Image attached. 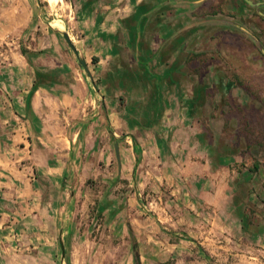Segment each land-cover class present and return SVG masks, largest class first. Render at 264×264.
<instances>
[{
	"label": "rangeland",
	"instance_id": "obj_1",
	"mask_svg": "<svg viewBox=\"0 0 264 264\" xmlns=\"http://www.w3.org/2000/svg\"><path fill=\"white\" fill-rule=\"evenodd\" d=\"M32 76L72 87L38 99L48 147L11 103ZM0 264H264V0H0Z\"/></svg>",
	"mask_w": 264,
	"mask_h": 264
},
{
	"label": "crops",
	"instance_id": "obj_2",
	"mask_svg": "<svg viewBox=\"0 0 264 264\" xmlns=\"http://www.w3.org/2000/svg\"><path fill=\"white\" fill-rule=\"evenodd\" d=\"M24 60L27 62V60L25 58H24ZM34 81H35V78L33 76L31 78H29V80H27L25 82V88H23V90H22V96L21 97L17 96V98L15 96L14 98H16V100L12 99V101H11V103L16 104V106L20 110L19 117L25 119V121H24L25 123H32V124H35L34 120L36 118H39V116L37 115V111H36V109H37L36 105L38 103L39 98H43L44 101H47V103L50 104L51 101L53 100V96L50 92V91H52L55 94L56 93L59 94V97H55L56 99H60L62 101H65V103H67L69 101V99H71V93L70 92H72V87L69 85L66 86L62 82L58 85H56V84L48 85V83L42 84L39 86L37 85V88L35 89V91L30 92L32 89V86L34 84ZM84 86L88 90V92L90 93V90L88 88L92 89L91 88V82L89 81V85L84 84ZM73 91L75 92L76 90L73 89ZM73 99H75V97H73ZM92 99H93L94 104H93V112L92 113L90 112L91 117L88 121L89 123H86V124L85 123H79V124L77 123V125H80V127H76V129H78L77 132H80L83 129L84 131L89 132L91 134L95 133V140H96L97 138L101 137L105 133V125H104L105 120H104L103 113L101 112L99 105L97 104V101L95 100L94 97ZM116 115H115V113H109V115H107V117L108 118L113 117V119H116V117H118ZM31 119H32V121H31ZM35 126H36L37 131H38V135L35 136V139H36L35 143H37L41 147H48V144H44L45 140L44 141L41 140L42 132L44 131L43 130L44 125L41 124L42 128H40V126H38L36 124H35ZM29 133H30V130H29ZM35 135H36V133H35ZM89 138H91V136ZM89 143L90 142L87 141V144H89ZM69 146L72 147L73 144H70ZM33 147H34V145H33ZM135 148L137 149L136 142H134V146H132V148L127 149V154H125V155L123 154L121 156V151H119L120 158L116 163V175L119 176L118 178L128 179V177H130L132 179V176L135 174V168L137 166L136 165V159H135V157H134V160H133V158H131L134 156L133 150ZM114 150H115V148H114ZM69 151L70 152H68V158H69L70 163L73 160L76 161V158H74L73 154L71 153V150H69ZM119 154H118V156H119ZM115 158H116V156H115ZM33 161H34L33 165L35 166V170H36L35 176L37 178V179H33V180H34V182L37 181L38 184H39V179H41V180L48 179V180H51L52 183L54 182V185L52 188H56L57 186H56L55 181L57 179L59 181L62 180L63 176L67 172V170L65 169V163H62V162L59 163L58 160H54L51 157H42L39 154H36V155H33ZM52 183H50L51 186H52ZM44 184L46 185L47 183L44 182ZM39 186L37 188L35 186L38 193H34V196L36 197V200L39 201V202H37L36 206L39 207V206L45 205L47 207V206H49V204L44 203V202L40 203V199H41L40 197L42 196V192L39 189ZM49 188H50V186H49ZM57 189L61 190V193H63V194L66 191L65 185L61 182L58 184ZM70 195H71L70 197L72 199L73 195L72 194H70Z\"/></svg>",
	"mask_w": 264,
	"mask_h": 264
},
{
	"label": "water",
	"instance_id": "obj_3",
	"mask_svg": "<svg viewBox=\"0 0 264 264\" xmlns=\"http://www.w3.org/2000/svg\"><path fill=\"white\" fill-rule=\"evenodd\" d=\"M62 37L64 38L65 42L67 43L68 47L70 48V50L73 52V54L75 55V57L77 58V63L79 65V67H81L83 69V71L85 72L86 76L88 78H90V74L87 70V66H86V62L84 59H80L79 56H78V53L76 51V49L73 47V45L71 44L70 42V39L68 37V35L66 33H63L62 34ZM115 156H116V159L117 161L119 160V156H118V152H117V147L115 146Z\"/></svg>",
	"mask_w": 264,
	"mask_h": 264
},
{
	"label": "trees",
	"instance_id": "obj_4",
	"mask_svg": "<svg viewBox=\"0 0 264 264\" xmlns=\"http://www.w3.org/2000/svg\"><path fill=\"white\" fill-rule=\"evenodd\" d=\"M38 54V53H37ZM22 55H23V57L27 60V62H28V59L26 58L27 57V55H26V52H24L23 50H22ZM36 76L38 77V74H36ZM35 89H36V83L33 85V87H32V89H31V92H34L35 91ZM136 151V150H135ZM138 158H137V160H136V165H137V163H138Z\"/></svg>",
	"mask_w": 264,
	"mask_h": 264
},
{
	"label": "bare ground",
	"instance_id": "obj_5",
	"mask_svg": "<svg viewBox=\"0 0 264 264\" xmlns=\"http://www.w3.org/2000/svg\"><path fill=\"white\" fill-rule=\"evenodd\" d=\"M51 4H55L58 0H49Z\"/></svg>",
	"mask_w": 264,
	"mask_h": 264
}]
</instances>
